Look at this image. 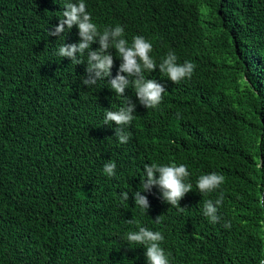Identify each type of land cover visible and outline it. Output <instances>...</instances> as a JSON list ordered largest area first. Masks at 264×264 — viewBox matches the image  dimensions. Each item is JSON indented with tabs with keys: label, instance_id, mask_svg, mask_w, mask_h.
Segmentation results:
<instances>
[{
	"label": "trees",
	"instance_id": "obj_1",
	"mask_svg": "<svg viewBox=\"0 0 264 264\" xmlns=\"http://www.w3.org/2000/svg\"><path fill=\"white\" fill-rule=\"evenodd\" d=\"M67 2L0 0V45L27 57H0V264H147L145 246L127 241L140 227L161 232L169 264H258L264 0H104L88 9L101 33L125 9L133 28L164 31L177 63L194 65L179 83L166 77L156 108L135 106L123 144L116 127L102 126L119 99L105 85L94 95L83 89L85 66L57 54L66 33L48 35ZM28 31L38 32L32 46ZM70 38H80L77 27ZM110 161L111 177L103 171ZM152 164L187 166L192 191L178 206L164 202L158 186L143 191ZM213 172L224 182L200 193L199 177ZM136 191L148 200L146 212ZM221 192L220 219L211 223L203 206Z\"/></svg>",
	"mask_w": 264,
	"mask_h": 264
},
{
	"label": "clouds",
	"instance_id": "obj_2",
	"mask_svg": "<svg viewBox=\"0 0 264 264\" xmlns=\"http://www.w3.org/2000/svg\"><path fill=\"white\" fill-rule=\"evenodd\" d=\"M103 2L104 0L67 2L54 30L49 31L48 35L60 36L66 33L67 40L57 54L61 56L59 59L74 66L79 68L85 66L83 73L86 72V76H82L83 89L94 95L105 85L119 99L118 108L104 112L102 126L107 130L116 127L117 141L123 144L127 143L130 134L125 133L122 126L131 123L135 106L156 108L163 99L166 77L174 83H179L182 79L191 77L194 65L190 62L177 63V56L173 53L174 46L168 43L171 39L164 31L156 28H133L132 19L125 9H122L115 18L116 27L105 28L102 33L98 31L97 25L91 21L88 9L99 7ZM76 27L80 38H70ZM37 33V31L26 33V40L31 46ZM163 39L168 43V50L162 49ZM112 47L117 52L108 51ZM5 54H11L18 59L27 58L18 47L0 45V57ZM92 86L100 88L93 93ZM177 117H180L179 113ZM115 169L116 164L110 161L104 165L103 171L111 177L115 175ZM144 172L146 178L143 181V191H150L153 186H158L161 199L172 206H178V202L185 194L192 191V185L185 183L190 173L184 164L145 165ZM223 182L224 176L213 172L201 175L196 186L200 193L207 194L218 189ZM140 192L136 191L133 194L135 204L146 212L149 203ZM121 197L125 201L129 199L127 192L121 193ZM223 200L224 194L221 192L215 202L205 201L203 214L209 222H219L217 206L221 205ZM259 203L264 206V196L259 198ZM156 220L158 223V217ZM224 227L230 228L231 225L226 222ZM163 240L161 232L144 227L127 234L128 242L145 246L147 264H169V259L161 247ZM258 264H264V258L260 259Z\"/></svg>",
	"mask_w": 264,
	"mask_h": 264
}]
</instances>
